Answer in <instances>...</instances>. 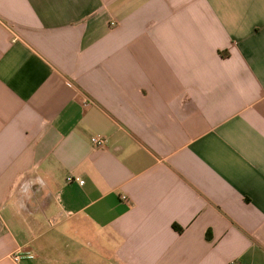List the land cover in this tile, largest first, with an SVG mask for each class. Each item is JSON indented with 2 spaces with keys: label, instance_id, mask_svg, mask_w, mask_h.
I'll return each instance as SVG.
<instances>
[{
  "label": "crops",
  "instance_id": "1",
  "mask_svg": "<svg viewBox=\"0 0 264 264\" xmlns=\"http://www.w3.org/2000/svg\"><path fill=\"white\" fill-rule=\"evenodd\" d=\"M0 264H264V0H0Z\"/></svg>",
  "mask_w": 264,
  "mask_h": 264
},
{
  "label": "built area",
  "instance_id": "2",
  "mask_svg": "<svg viewBox=\"0 0 264 264\" xmlns=\"http://www.w3.org/2000/svg\"><path fill=\"white\" fill-rule=\"evenodd\" d=\"M90 142L91 144L93 145V147L95 148H104L106 146V138L101 136V135H93L91 138H90ZM68 181H77L79 182L80 184L83 183V180L80 179V178H73V177H68L67 178ZM23 257H33V255H31L30 253L28 252H24L22 250H17L15 251L13 254H12V258L13 260L15 261H19L21 258Z\"/></svg>",
  "mask_w": 264,
  "mask_h": 264
},
{
  "label": "trees",
  "instance_id": "3",
  "mask_svg": "<svg viewBox=\"0 0 264 264\" xmlns=\"http://www.w3.org/2000/svg\"><path fill=\"white\" fill-rule=\"evenodd\" d=\"M177 230H178V231H181V230H182V228H180V227H177Z\"/></svg>",
  "mask_w": 264,
  "mask_h": 264
}]
</instances>
